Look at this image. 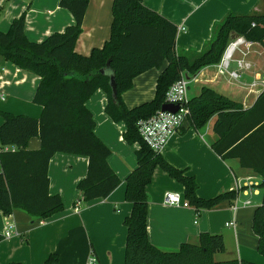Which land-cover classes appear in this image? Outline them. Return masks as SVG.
Returning <instances> with one entry per match:
<instances>
[{
	"label": "trees",
	"instance_id": "16d2710c",
	"mask_svg": "<svg viewBox=\"0 0 264 264\" xmlns=\"http://www.w3.org/2000/svg\"><path fill=\"white\" fill-rule=\"evenodd\" d=\"M88 0H59L58 5L73 16V24L41 41L29 40L24 33L23 15L14 18L6 31L0 30V57L38 77L31 101L41 107L39 117L0 111V211L9 215L20 209L32 218L44 219L63 209L58 194L48 191V163L57 152L87 158L84 177L75 187L82 201L105 198L120 179L108 164L110 149L95 134V122L86 100L100 89L106 96L105 114L124 124L122 138L136 143L135 167L125 177L124 200L131 205L123 219L126 228L123 264H257L248 260H214L224 251L219 233L201 232L196 243L182 242L174 251L162 250L148 240L146 232L147 193L155 167H160L181 186L186 201L196 208H211L223 199L232 201L238 190L203 199L196 194L197 183L184 169L155 154L141 139L137 122L151 116L164 102L167 88L183 73L194 74L216 63L232 34L264 46V13H227L213 24L211 37L201 51L176 50V25L142 0H112L109 36L89 54L74 51V42ZM151 100L127 108L121 94L134 76L163 62ZM114 75L112 96L109 78ZM264 90L253 105L243 109L214 89L202 86L187 101L186 119L194 129L211 121L216 139L212 150L221 158L237 157L240 165L256 172L257 187L264 197ZM38 137L36 149L27 148ZM252 231L258 237L256 250L264 256V198L252 215ZM50 254L42 264H55ZM8 264H22L11 261Z\"/></svg>",
	"mask_w": 264,
	"mask_h": 264
},
{
	"label": "crops",
	"instance_id": "0c3cea01",
	"mask_svg": "<svg viewBox=\"0 0 264 264\" xmlns=\"http://www.w3.org/2000/svg\"><path fill=\"white\" fill-rule=\"evenodd\" d=\"M58 2L0 0V30L6 31L14 18L23 15V29L29 40L38 42L52 33L62 32L66 26L73 24L74 19ZM142 2L169 19L176 28H184L176 32L177 51H201L210 40L213 24L229 12L264 13V0ZM111 3L112 0H88L81 30L74 42L75 52L87 55L92 48L102 46L108 38ZM234 35L237 34H232L230 38ZM246 60L250 67L242 72L241 80L217 74L214 65L210 64L198 69L194 73L196 80L191 81L199 82L201 87H210L231 100L237 96L234 101L239 102L243 109H248L264 90L259 85L252 89L248 86V81L252 79H256L257 83L264 80V46L253 42ZM165 65L164 61L159 67L150 68L132 78L131 86L121 94L127 108L153 98L156 78ZM235 66L232 62V69ZM37 84L36 75L0 57V91L3 95L0 111L39 117L41 107L31 101ZM231 86L234 89L229 91ZM191 97L187 96L188 99ZM105 104L106 96L100 89L94 91L85 103L95 122V134L110 149L107 161L120 183L105 198L84 202L75 185L86 173L87 158L60 152L52 155L47 170L48 191L61 197L63 209L44 219L32 218L20 209H14L9 215L0 211V264L11 261L42 264L50 254L57 255L55 264H84L90 251L100 264H123L126 237L123 219L131 209L130 203L124 200V180L135 167L134 151L138 145L127 144L123 140L124 124L112 121L105 114ZM215 139L211 121L202 128L194 129L185 119L160 155L194 177L196 194L200 198L208 199L239 188L235 201L223 199L211 208H196L191 204L166 205L163 203L166 191L179 192L184 200L182 186L157 166L146 186L148 240L162 250L174 251L182 242L196 243L201 232L219 233L224 242L223 253L231 254V259L264 264V256L256 250L258 237L252 231L253 210L264 198L257 187L260 177L251 168L241 166L237 157L224 159L217 155L211 148ZM39 145L38 137H31L27 142L29 149H36ZM233 204H236L235 209L232 208ZM8 221L12 222L14 228L8 237H3ZM230 221L234 222V226L225 225Z\"/></svg>",
	"mask_w": 264,
	"mask_h": 264
},
{
	"label": "built area",
	"instance_id": "2783aa9c",
	"mask_svg": "<svg viewBox=\"0 0 264 264\" xmlns=\"http://www.w3.org/2000/svg\"><path fill=\"white\" fill-rule=\"evenodd\" d=\"M178 31H183L184 28L179 26L176 28ZM253 41L244 38L241 35H234L227 42L220 59L214 63L216 73L219 75H228L232 79L241 80L242 72L247 70L250 66L246 60L249 49ZM234 53H238V57H233ZM236 64V69H231V63ZM190 80H196V75L192 74L186 76L182 74L177 80L169 85L165 92L164 102L177 104L178 110L175 112L163 111L160 108L157 109L151 116L140 119L137 122V131L141 139L155 154H160L167 144L169 138L176 133L186 119L188 112L187 108V89ZM264 87V80L257 83L256 79L248 81V86L256 88L257 86ZM0 99H3V95L0 91ZM238 190V189H234ZM235 201V200H234ZM163 203L172 206H188L189 203L182 199L181 194L176 191H166L163 197ZM232 208H236V204L232 205ZM226 226H234V222L230 221L225 223ZM14 228L12 222H6L5 230L2 234L3 237H8ZM84 264H100L93 252H89L86 256Z\"/></svg>",
	"mask_w": 264,
	"mask_h": 264
},
{
	"label": "rangeland",
	"instance_id": "374dc122",
	"mask_svg": "<svg viewBox=\"0 0 264 264\" xmlns=\"http://www.w3.org/2000/svg\"><path fill=\"white\" fill-rule=\"evenodd\" d=\"M233 57L234 58L236 57V53L233 54ZM230 68L232 69V63H231ZM234 68H236V66ZM200 88H201V84L199 82H192L190 80L189 81V84H188L187 96L188 97H191V96H194V95L198 94V92L200 91ZM233 89H234V87L231 86L230 89H229V91L230 90H233ZM238 90H240V89H238ZM226 92H227V90H226ZM227 93H229V92H227ZM236 97L237 96H235V98L232 99V100H236L237 99ZM187 101H188V99H187ZM223 252L215 253L214 256H213L214 257V260H218L219 261V260H226V259H231L232 258L231 254L223 253Z\"/></svg>",
	"mask_w": 264,
	"mask_h": 264
},
{
	"label": "water",
	"instance_id": "95a60500",
	"mask_svg": "<svg viewBox=\"0 0 264 264\" xmlns=\"http://www.w3.org/2000/svg\"><path fill=\"white\" fill-rule=\"evenodd\" d=\"M102 73L106 74L109 78V85L111 88V94L112 96H114L116 90H115V82H114V75L113 73L109 70V69H104L101 71ZM179 108V106L177 104H171V103H163L160 106V109L163 111H171V112H175L177 111Z\"/></svg>",
	"mask_w": 264,
	"mask_h": 264
}]
</instances>
